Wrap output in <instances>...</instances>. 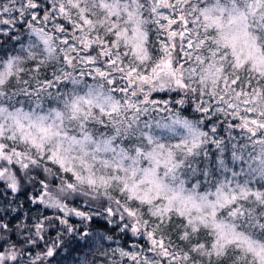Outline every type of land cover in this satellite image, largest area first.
Returning a JSON list of instances; mask_svg holds the SVG:
<instances>
[{"label": "snow or ice", "instance_id": "snow-or-ice-1", "mask_svg": "<svg viewBox=\"0 0 264 264\" xmlns=\"http://www.w3.org/2000/svg\"><path fill=\"white\" fill-rule=\"evenodd\" d=\"M0 264H264V0H0Z\"/></svg>", "mask_w": 264, "mask_h": 264}]
</instances>
